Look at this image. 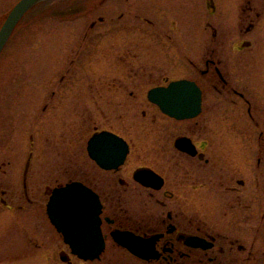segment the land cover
<instances>
[{
  "label": "rangeland",
  "instance_id": "obj_1",
  "mask_svg": "<svg viewBox=\"0 0 264 264\" xmlns=\"http://www.w3.org/2000/svg\"><path fill=\"white\" fill-rule=\"evenodd\" d=\"M17 1L0 0V26ZM214 1L217 13L208 10L207 0H45L23 16L0 54V264H102V259L83 260L71 253L46 213L49 194L68 181H111L103 174L111 173L87 149L90 137L101 129L134 145L118 173L133 185L132 173L149 161L151 118L158 124L167 121L148 97L155 86L180 78L201 81L208 109L215 108L213 98L219 101L220 115L213 117L218 122L215 143L231 148L241 122L249 124L251 146L257 148L254 121L246 113L232 114L231 104L206 84L199 70L205 47L212 43L209 24H222V49L245 28L236 16L239 0L233 17L221 10L224 0ZM254 1L263 13L256 28L262 33L264 0ZM251 19L252 13L245 23ZM239 53L230 56L235 58L231 71L243 76L252 100L254 95L261 99L264 83L256 94L247 78L250 73L255 77L258 61L237 62ZM256 100L251 103L257 114ZM259 174L264 189V170ZM144 202L137 197L136 210L146 217L152 209ZM255 236V251L263 256L264 227L251 228L249 240ZM128 254L109 240L103 258L137 264Z\"/></svg>",
  "mask_w": 264,
  "mask_h": 264
},
{
  "label": "flooded vegetation",
  "instance_id": "obj_2",
  "mask_svg": "<svg viewBox=\"0 0 264 264\" xmlns=\"http://www.w3.org/2000/svg\"><path fill=\"white\" fill-rule=\"evenodd\" d=\"M246 1L245 5L244 2L241 4L240 0L237 2L236 16L239 21L241 18V26L245 24V28L238 30L235 43L226 44V48L222 49L225 45L221 48L222 43L218 38L223 35L221 27L218 28L222 24H209L212 43L205 47L203 67L199 66V70L206 84L214 89L222 100L231 104L232 114L246 113V116L254 121L255 127L258 128L255 140L257 148L251 146L249 124L244 126L241 122L236 127L237 141L234 140L235 144L232 143L231 148L226 143L221 146L215 143L218 122L214 120V116L220 115L221 110L216 106L219 101L213 98L211 102L215 108L208 109L206 85L192 79L202 91L199 114L178 119L164 113V119L167 121L164 120L161 124L152 116L149 133L152 147L147 157L149 161L138 166L132 173L133 185L123 177H118L134 147L124 136L122 137L129 144L125 161L117 168L107 169L100 166L102 170L111 173H103L111 181H106L107 177H103L99 182L94 179L85 180L98 193L103 205L100 228L106 248L93 260L102 259V264H116L117 260L103 258L109 240L125 249L129 256L136 259L137 264H257L256 261L264 260V255L255 251V248H258V244L255 246L256 236L249 240L251 228L257 231L259 228L260 231L264 227V189L260 185V174L258 175L259 169L264 170L261 168L264 167V96L259 99L260 97L254 95L252 100L243 76L233 75L231 61L235 58L230 59L232 52L237 51L240 52L237 54V62L250 64L252 58L258 61L255 62L259 69L254 73L255 77H251V73L247 75L257 94L264 83V30L262 33L256 32L263 13L254 5V0ZM234 2L235 0H224L221 3V10L232 14L231 17L236 11ZM207 3L210 4L208 10L210 8L212 13H217L218 3L212 0H207ZM241 6L242 13L239 8ZM246 13L249 14L248 17ZM251 13L254 19L246 24L245 20L250 18ZM252 32L253 34L248 36L250 39H245ZM244 48L249 49L242 52ZM263 90L264 88H261V92ZM254 100L260 103L258 115L252 109L251 101ZM241 105H244V109ZM244 110L246 112H243ZM234 121L238 122L237 119ZM103 130L108 129L99 131ZM111 132L121 136L115 131ZM187 146H191V149H186ZM141 170L151 172L149 185H144L136 179ZM90 176L92 174L88 173L86 178L91 179ZM124 186L129 187L128 191L121 190ZM137 197L141 198L142 202L145 200L146 206L152 209L146 217L136 210ZM131 200L135 209H131ZM223 227L227 228L226 233L220 229ZM117 230L142 237L156 235L155 256L142 257L130 252L114 239L112 234ZM192 236L205 240L210 246L188 244L187 240ZM75 257L79 258L77 255ZM69 258L70 256L67 257Z\"/></svg>",
  "mask_w": 264,
  "mask_h": 264
},
{
  "label": "water",
  "instance_id": "obj_3",
  "mask_svg": "<svg viewBox=\"0 0 264 264\" xmlns=\"http://www.w3.org/2000/svg\"><path fill=\"white\" fill-rule=\"evenodd\" d=\"M45 0H18L5 17L0 27V54L23 16L34 6ZM151 101L163 112L179 119L194 117L201 110L202 91L193 80L180 79L168 86H157L148 92ZM190 150L191 147L187 146ZM90 156L104 168H117L125 161L129 145L124 138L110 131L95 133L88 142ZM136 176L149 185L151 172L141 170ZM47 204L51 222L60 231L74 253L85 259L100 256L105 249V239L100 225L102 203L91 188L81 181H71L55 187ZM114 238L133 253L155 256L156 235L143 238L129 232L114 231ZM204 241V240H203ZM188 238L194 246L208 247L210 244Z\"/></svg>",
  "mask_w": 264,
  "mask_h": 264
}]
</instances>
